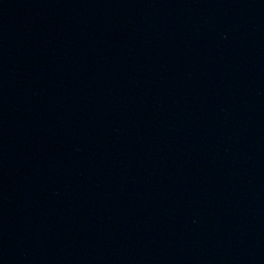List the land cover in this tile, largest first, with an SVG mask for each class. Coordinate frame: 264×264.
I'll use <instances>...</instances> for the list:
<instances>
[{
  "label": "water",
  "instance_id": "95a60500",
  "mask_svg": "<svg viewBox=\"0 0 264 264\" xmlns=\"http://www.w3.org/2000/svg\"><path fill=\"white\" fill-rule=\"evenodd\" d=\"M0 264H264V0H0Z\"/></svg>",
  "mask_w": 264,
  "mask_h": 264
}]
</instances>
